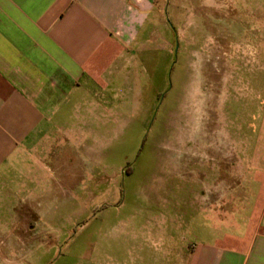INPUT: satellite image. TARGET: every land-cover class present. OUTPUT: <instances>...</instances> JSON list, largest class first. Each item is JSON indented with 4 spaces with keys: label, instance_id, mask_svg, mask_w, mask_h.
<instances>
[{
    "label": "crops",
    "instance_id": "0c3cea01",
    "mask_svg": "<svg viewBox=\"0 0 264 264\" xmlns=\"http://www.w3.org/2000/svg\"><path fill=\"white\" fill-rule=\"evenodd\" d=\"M238 3L247 23L228 44L225 84L245 86L246 107H257L251 124L250 113L234 109L233 96L226 104L231 119L224 124L225 143L241 153L246 150L241 163L248 184L236 195L240 198L231 208L218 204L216 183L208 188L203 183L217 180L216 166L212 176L209 163L189 204L140 223L105 227L100 239L81 253L80 264H264V88L261 95L248 90L250 78L257 79L256 86L264 85V0L223 4L234 11ZM156 4L0 0V264L24 252L27 236H39L38 168L47 167L44 160L51 150L70 148L89 130L81 114L86 110L76 104L97 95L98 87L111 85L120 57ZM239 54L241 63L235 60ZM254 70L258 76L252 75ZM239 116L246 119L237 125L233 118ZM71 117L76 121L67 120ZM218 133L222 135L216 127L214 146L209 143L207 149L218 150ZM234 136L242 140L234 142ZM198 162L204 163L201 158ZM232 193L231 188L225 195ZM43 210L46 216L51 207Z\"/></svg>",
    "mask_w": 264,
    "mask_h": 264
},
{
    "label": "rangeland",
    "instance_id": "374dc122",
    "mask_svg": "<svg viewBox=\"0 0 264 264\" xmlns=\"http://www.w3.org/2000/svg\"><path fill=\"white\" fill-rule=\"evenodd\" d=\"M224 1L157 0L120 57L111 85L76 104L86 110L81 114L89 130L70 148L51 150L47 167L38 168L39 236H27L24 252L10 256L9 264H80L81 253L105 227L140 223L189 204L200 187L199 175L210 166L218 176L203 182L206 188L216 183L220 206L236 204L248 184L241 163L246 150L225 143L224 124L231 119L226 104L233 96L234 109L250 113L251 124L257 107H246L245 86L225 84L228 44L247 22L241 4L231 11ZM252 75L258 76L255 70ZM254 80L250 95L263 94L264 85ZM233 119L238 125L246 118ZM216 127L222 135L215 152L206 147L214 146ZM231 188L232 196L225 195ZM45 207H51L46 216Z\"/></svg>",
    "mask_w": 264,
    "mask_h": 264
}]
</instances>
